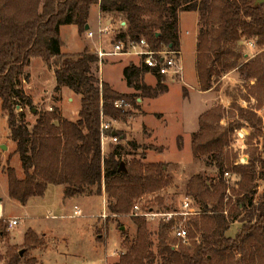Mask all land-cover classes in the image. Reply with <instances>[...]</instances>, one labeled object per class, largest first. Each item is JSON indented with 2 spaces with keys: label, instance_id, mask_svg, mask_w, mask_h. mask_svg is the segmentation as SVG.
<instances>
[{
  "label": "trees",
  "instance_id": "trees-1",
  "mask_svg": "<svg viewBox=\"0 0 264 264\" xmlns=\"http://www.w3.org/2000/svg\"><path fill=\"white\" fill-rule=\"evenodd\" d=\"M95 3L100 5L102 13L124 16L126 25L115 36V41H137L145 37L152 48H159L161 44L181 48L180 14L197 11L200 30L195 69L203 91L212 89L214 67L211 62L221 60L228 43L239 40L242 32L264 37V2L259 0H0L1 110L7 117L10 138L16 144L14 152L19 155L24 177L19 178L13 167L8 166L6 172L9 196L22 205L33 196H42L49 184H62L65 197L102 196L105 191L110 213L124 215L132 210L135 200L171 183L163 162L133 161L127 171H120L117 149L107 156L102 155L101 113L114 119L128 114L129 111L114 105L117 99L127 101L128 95L114 90L94 73L93 65L99 57L88 47L79 53L62 52L61 37L64 25H76L82 33L88 23L90 7ZM31 58H41L53 69L56 92L65 87L80 96L76 120L62 116L60 108L55 106L40 111L30 127L25 108H33L34 103L21 86V78H29L25 70ZM258 59L238 68L247 78L257 79L253 89L264 82L263 66ZM225 65L232 68L235 63ZM148 71L143 63L142 66L130 64L123 74L128 86L142 88L135 82L141 79V73ZM151 72L158 79L162 77L156 71ZM165 89L155 87L154 95ZM214 113L209 110L199 116L200 129L192 137L193 154H211L219 170L217 181L213 179L208 184L205 179H191L188 183L189 193L204 210L201 220L191 221L193 228L189 237L200 232V237L192 241V251L183 245L176 248V239L170 235L171 222H159L157 250L154 251L147 219L132 215L137 225L136 236L129 242L125 234L127 250L120 254L117 264H156L157 255L158 264H235V252L247 251L253 258L252 264H260L255 260L264 257V190L258 198L255 197L257 191L247 190L230 217L219 209L224 204L223 175L230 166L221 145L223 135L218 133L213 139H206L209 127L205 122ZM243 116L255 127L261 122L255 119L253 112L245 111ZM233 170L247 176L248 180L255 177L253 170L237 166ZM210 201H214L212 207H209ZM235 221L242 223L241 229L235 236L227 235ZM7 229V223L0 219V241L8 235ZM43 242L29 228L22 247L9 246L5 258L0 255L4 260L2 264H21L23 260L24 264H38L28 253ZM21 250L25 253L21 254Z\"/></svg>",
  "mask_w": 264,
  "mask_h": 264
},
{
  "label": "rangeland",
  "instance_id": "rangeland-1",
  "mask_svg": "<svg viewBox=\"0 0 264 264\" xmlns=\"http://www.w3.org/2000/svg\"><path fill=\"white\" fill-rule=\"evenodd\" d=\"M92 11L94 21L99 17L95 4ZM195 12L198 15L195 26L196 36H198L199 13ZM181 15L182 12L180 14V43L182 42L185 72L181 79L175 81L165 77L158 79L155 74L148 71L141 73V79L135 82L142 88L124 85L121 69L123 63L111 64V62L122 59L125 65L142 66L140 58L135 54L120 56L107 54L102 58L99 57V61L93 65V70L100 78V69L104 66V76L118 89H121V91H116L128 95L127 101L125 100V104L120 107L129 111L128 114L119 119L105 114L106 119L111 121L113 128L117 131L118 140L106 141L102 144V155L107 156L117 149L118 159L124 162L126 168L133 161L165 163V172L170 177L171 183L160 191L141 196L135 200V203L143 207H154L159 211H170L179 209L186 194L192 196L199 208L198 213L190 216H177V220L187 226L190 232L193 228L191 221L201 220L204 210L196 197L189 193V181L205 179L209 184L211 180L219 179V170L214 156L193 154L192 137L200 129L199 114L209 110L215 112L214 115L206 118L205 124L209 127L206 130V139H213L221 133L223 153L229 158L227 165L230 166L229 172L232 178H227L225 173L223 175L226 187L224 204L219 206V209L230 217L231 212L236 209L239 200L247 190L257 191L256 198L264 190V82L261 87L253 89L257 79L247 78L238 69L244 63L259 58L264 70V37L248 36L242 32L239 40L228 43L221 60L211 62L214 67L212 89L209 92H203L195 80L197 40L195 43L194 34L186 33L188 28H193L191 20L193 14L188 12ZM106 19H110L113 23L108 28V32L99 33L96 23L92 25L95 29V37L87 41L89 40L90 43L97 40L98 42L92 48L86 45L93 54L97 53L99 46L107 51L112 50L115 36L125 27L120 24V21H125L122 14L105 12L103 20ZM104 24L102 21V26H107ZM61 35L64 52L81 50L84 40L79 36L76 25L62 26ZM80 35L83 36L84 33ZM164 46L161 44L159 48ZM227 63H235V65L227 68L225 65ZM50 69L41 58H31V65L25 70L29 78L27 80H24L23 76L21 78V86L25 92L36 96L33 98L29 94L33 99L34 107L25 108L30 127L35 123L40 111L49 110L47 107H59L61 115L69 119L76 120L78 117L81 105L80 96L71 90L70 92L66 90V93L63 89L61 92H56L52 87L55 76ZM155 87H166V89L154 95ZM69 96L72 99L69 100ZM245 111L253 112L256 115L255 119L261 121L260 124L255 127L249 123L243 116ZM2 145H6L7 148H2ZM15 148L16 144L10 138L7 117L2 113L0 102V172L7 175V167H13L16 175L23 178L24 172L19 155L14 152ZM236 166L253 170L255 177L248 180L249 178L242 173L234 172L233 167ZM7 190H9L7 181L4 184V180H0V197H4L0 203H4L8 215L22 219L14 228H8V235L0 241V255L4 258L9 246L17 248L23 246L18 241H24V234L29 227L53 232L41 237L44 242L37 248V252L39 251L37 256H34L33 249L29 250L28 257L34 256L38 264H44L39 253L48 247L51 248L45 251L43 257L45 264H117L120 254L127 250L124 244L125 234L129 236V242L135 239L137 225L132 217L133 208L128 214H111L108 209V195L105 191L102 196L78 195L86 197L79 198V200L72 197L63 202L62 191L58 186L50 188L47 192V196L51 199L50 202L48 201L49 207L48 203L46 205L38 203L32 204L26 210L7 196ZM75 204L81 208L80 215L74 214ZM213 204L214 201H210L209 207ZM25 215H29L28 218ZM10 218L12 217L4 214L0 216V219H4L6 223ZM159 222L164 221L147 220L154 251L157 250ZM122 226L125 227L123 230ZM241 227L242 223L235 221L231 223L226 234L235 236ZM196 233L195 237H190L188 243L174 237L172 228L170 235L176 239L177 249L183 245L191 252L192 241L200 237V232ZM252 261L250 251L234 254L235 264H252ZM255 261L264 264V257H256ZM3 262L4 260L0 259V264ZM158 262H160V257L157 255L156 264ZM21 264H24V260Z\"/></svg>",
  "mask_w": 264,
  "mask_h": 264
},
{
  "label": "built area",
  "instance_id": "built-area-1",
  "mask_svg": "<svg viewBox=\"0 0 264 264\" xmlns=\"http://www.w3.org/2000/svg\"><path fill=\"white\" fill-rule=\"evenodd\" d=\"M108 26H103L99 28V33L108 32ZM88 31V35L92 36L93 32ZM98 57L109 55H119V54H135L137 55L141 62L148 67L150 71H156L162 77L171 79L175 81L181 79L184 76V62L182 57V51L180 48H172L165 45L163 48L153 49L150 43L144 38H140L137 41H127L118 40L112 45V50L107 51L102 46L97 49ZM125 104L124 99H117L114 101L115 107H122ZM101 142L104 144L106 141H117L118 136L116 130L113 129L111 121L106 119V115L101 113ZM110 133V130H112ZM229 171L225 172L227 178H232ZM199 211L194 199L190 195H185L182 199L179 209L159 211L154 209V207H143L139 203L133 205L132 215H139L145 217L147 220H158L164 222L172 223V233L173 236L182 240L184 243L189 242V230L187 226L177 220V216H190L195 215ZM74 214L80 215V208L74 206ZM20 222L19 217L11 218L8 220L7 227L9 229L14 228Z\"/></svg>",
  "mask_w": 264,
  "mask_h": 264
},
{
  "label": "crops",
  "instance_id": "crops-1",
  "mask_svg": "<svg viewBox=\"0 0 264 264\" xmlns=\"http://www.w3.org/2000/svg\"><path fill=\"white\" fill-rule=\"evenodd\" d=\"M93 5L94 4H92L91 5V7H90V10H89V17H88V29H86L85 28V30L82 32V33H84V35L83 36H81L80 34H82V33H80L79 31H78V28H77V32H78V34H79V36L82 38V40H84V43H83V45H82V48H81V50H79V51H77V52H64L63 51V48H62V52H64V53H79V52H82L86 47H87V45L88 46H90L91 48H92V46H94V45H96V42H98L97 40H96V42H88L87 41V39H93L94 37H95V29L94 28H92V25L93 24H95L96 23V25H97V27H98V30H99V27H103L102 26V21H103V23H105L104 25H107L108 26V28H110L111 26H112V22H111V20L110 19H106L105 21L103 20V16H104V13H102L101 11H100V5L98 4V3H95V8H96V10L98 11V15H99V17L98 18H95V20L93 21V18H92V16H93V11H92V8H93ZM188 12H190V13H192L193 14V18L191 19L192 21H193V28L192 29H190V28H188L187 30H186V33L187 34H194V37H195V43H196V40H197V36H196V21H197V19H198V15H197V13L195 12V11H185V12H182V15H184L185 13H188ZM181 15V16H182ZM120 24L122 25V26H124V25H126V22L125 21H120ZM61 28H62V26H61ZM87 30H89V31H92L93 32V35L92 36H89L88 35V31ZM62 36V35H61ZM63 40V39H62ZM86 40V41H85ZM182 41V40H181ZM92 43H94V44H92ZM182 43V42H181ZM87 44V45H86ZM181 47H182V44H181ZM181 51H182V48H181ZM120 55H129V54H119V55H115V56H120ZM131 55V54H130ZM115 63H123L122 64V66H121V69H122V73H123V70H124V68L126 67V66H128V65H125L124 64V62L122 61V59H116V61L114 60V61H112L111 62V64H115ZM108 64V63H107ZM31 65V61H30V64L28 65V66H30ZM101 68L102 69H100V80L101 81H105V82H107V83H109L110 84V86H112V88H114L115 90H119V91H121V89H118L116 86H115V84L113 83V82H111L109 79H107L105 76H104V74H103V68H104V66H101ZM51 71H52V73H53V75L55 76V74H54V71H53V69H50ZM102 71V72H101ZM149 72H151V71H149ZM152 73V72H151ZM185 73V72H184ZM122 80L124 81V85L126 84L127 86H128V84H127V82H126V80H125V77H124V74H123V77H122ZM195 80H196V83L198 84V77H197V73H196V71H195ZM55 86H56V78H55V82H54V84L52 85V87H53V89L55 88ZM29 88H31V87H29ZM66 90H69V92H70V89H68V88H63V92H65ZM203 92H209V90H207V91H203ZM66 93V92H65ZM29 94H31L32 96H33V98L34 97H36V96H34V94H32V93H29ZM69 100L70 99H72V97H70L69 96V98H68ZM80 108V107H79ZM47 109H52V107H47ZM64 110V109H63ZM63 116V115H62ZM199 116H200V114H199ZM199 116H198V119H199ZM0 180H4V184L6 183V181H7V184H8V176L7 175H4L3 173H1L0 172ZM60 187L61 188V191H62V194H61V199H63V202H64V200L65 199H70V198H72L73 197V199H78L79 200V198H82V197H86V196H78V195H75V196H71V197H65L64 196V190H65V185H62V184H59V185H56V184H49L48 186H47V188H46V191H45V193L42 195V196H33V197H31L30 199H29V201L27 202V204H25V205H22V204H20L19 202H17L16 200H14V199H12V198H10V196H9V190H7V196L10 198V199H12V200H14V201H16L17 203H19L21 206H23L25 209L26 208H28V207H30L32 204H34V205H36V204H44V205H46V203H48V201L50 202V198L47 196V192H48V190H50V188H55V187ZM6 194V193H5ZM3 199H4V197L2 196V197H0V200H2L3 201ZM51 204V203H50ZM75 205H77L78 207H79V205L78 204H75ZM74 205V206H75ZM0 208H1V211H0V216L1 215H6V216H10V217H12V218H14V217H17V216H14V215H8L7 213H6V211H5V206H4V203L3 202H1L0 203ZM47 206L49 207V203L47 204ZM80 208V207H79ZM27 210V209H26ZM80 210H81V208H80ZM25 216H27V218H28V216L29 215H25ZM11 219V218H10ZM20 219H22V218H20ZM29 228H31L32 230H34L40 237H42L44 234H52L51 233V231L49 232V231H46V230H40V229H36V228H32V227H29ZM28 228V229H29ZM26 233V232H25ZM25 235V234H24ZM17 242V241H16ZM23 242L24 241H18V243L19 244H23ZM51 247H48V248H46L45 250H43L42 252H40L39 254H41L40 255V257H41V259L43 260V263L45 264V262H44V259H43V257H44V254H45V251L46 250H48V249H50ZM52 249H56V248H54V247H52ZM33 252H34V256L36 255L37 256V253L39 252H37V248L36 249H33L32 250ZM47 264V263H46Z\"/></svg>",
  "mask_w": 264,
  "mask_h": 264
},
{
  "label": "water",
  "instance_id": "water-1",
  "mask_svg": "<svg viewBox=\"0 0 264 264\" xmlns=\"http://www.w3.org/2000/svg\"><path fill=\"white\" fill-rule=\"evenodd\" d=\"M259 2H264V0H259ZM88 26H89V25L86 24L85 28L88 29ZM18 108H19V106H18ZM2 148L6 149L7 147H6V145H2ZM120 171H127V168L125 167L124 162H121V163H120ZM121 228H122V230H123L125 227L122 226ZM23 251H24V250H21V254L23 253Z\"/></svg>",
  "mask_w": 264,
  "mask_h": 264
},
{
  "label": "bare ground",
  "instance_id": "bare-ground-1",
  "mask_svg": "<svg viewBox=\"0 0 264 264\" xmlns=\"http://www.w3.org/2000/svg\"><path fill=\"white\" fill-rule=\"evenodd\" d=\"M1 207V206H0ZM0 211H1V208H0Z\"/></svg>",
  "mask_w": 264,
  "mask_h": 264
}]
</instances>
